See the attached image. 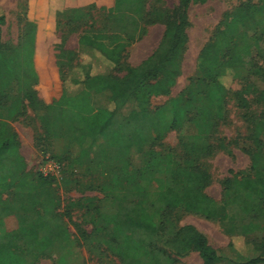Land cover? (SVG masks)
I'll list each match as a JSON object with an SVG mask.
<instances>
[{"label":"rangeland","instance_id":"rangeland-1","mask_svg":"<svg viewBox=\"0 0 264 264\" xmlns=\"http://www.w3.org/2000/svg\"><path fill=\"white\" fill-rule=\"evenodd\" d=\"M101 4L104 0H0V9L6 17L5 25L0 27L3 50L10 57L17 55L16 50L29 47L39 60L33 75L21 73L22 69L18 68L17 76L8 77L0 67V121L6 122L18 136L28 181H37L46 159H53L61 166L60 174L48 186L58 202L49 204L47 214L36 212L38 207L32 205L29 193L16 195L17 188L0 202V241L14 236L27 239L24 244L18 242L16 248L28 258L37 254L34 242H28L34 236L29 231L21 232V228H28L39 217L45 219L39 235L51 234L54 242L37 255L34 264H125L105 249L106 235L96 229L101 224L99 212L107 214L119 201L125 204L136 201L126 181L132 170H141L146 162L160 161L166 165L182 164L186 160L178 132H167L155 139L156 126L129 121V107L115 114L109 130L120 136L122 144L141 150L130 149L124 154L117 149L105 150V156L110 159L104 164L100 163L103 155L98 147L87 154L81 151L84 125L80 121L70 124L69 120L60 121L48 113L51 96H59L60 89L73 95L83 87L84 81L72 83L74 71L83 59L78 46L82 33L117 34L132 42L123 54L119 69L109 71L110 79L121 78L126 67H139L149 58L154 62L160 59L167 46L163 37L166 25L174 22L179 14V0H141L137 8L125 11L126 17L120 22L102 10ZM187 15L186 42L168 66L177 73L176 83L169 96L151 98L152 111L172 102L183 117V100L189 91L204 97L206 90L196 87L198 62L203 50L218 39L220 30L232 36L245 32L250 41L260 36L262 41L258 47L264 51V0L192 2ZM256 64L264 71V59L258 57ZM234 74L238 77L233 78ZM233 75L226 72L220 77L230 89L221 118H209L207 128L196 126L197 121L194 124L184 118L181 121L187 135L208 131H203L201 136H206L211 151L195 165L209 176L204 192L218 202L223 199L226 178L251 176L255 124L264 125V103L257 102V94L246 98L248 107H243L239 101L247 74L233 72ZM5 84L8 86L4 87ZM217 113L218 108L214 115ZM121 160H125L129 168L124 183L119 185L115 172ZM46 192L42 190L37 198L40 201L46 198ZM123 193L126 199H121ZM229 213L230 221L218 222L178 208L166 217L167 226L169 230L192 226L202 233L219 256L217 264H246L264 256V228L260 226L263 220L258 214L245 216L237 207ZM249 224L254 229L243 234L241 227ZM54 227L57 231L51 233ZM230 241L234 248L228 247ZM150 254L136 264H155L156 260L158 264H203L197 253L180 258L170 254L167 258L151 249ZM153 255L157 257L155 260Z\"/></svg>","mask_w":264,"mask_h":264},{"label":"trees","instance_id":"trees-1","mask_svg":"<svg viewBox=\"0 0 264 264\" xmlns=\"http://www.w3.org/2000/svg\"><path fill=\"white\" fill-rule=\"evenodd\" d=\"M206 1L179 0L177 19L167 24L164 31L163 37L167 46L160 59L154 62L149 58L139 67H126L121 78L110 79L109 71L119 69L122 57L132 42L117 34L91 31L82 33L78 46L83 59L74 71L76 74L72 83L76 85L84 81L83 87L73 95L60 89V95H52L47 107L48 113L60 121L67 119L70 124L80 121L84 125L80 136L81 151L87 154L92 148L98 147L103 155L100 163L103 164L110 159L105 156V150L117 149L123 154L130 149H134V152L141 150L134 148V145L122 144L120 136L109 130L115 114L123 107H129V121L155 125L158 130L155 139L171 131L180 134V146L186 157L182 164L146 162L141 170H132L126 181L130 183L136 201L131 204L119 201L107 214H98L101 224L96 229L106 235V240L103 241L105 249L125 264L144 261L151 255V249L167 258L170 254L180 258L197 253L203 264L218 263L216 250L194 227L168 229L166 217L178 208L206 219L226 222L232 219L229 213L231 209L237 207L245 216L258 214L263 220L260 226L264 228L263 123L255 124L251 176L226 178L223 181V199L220 202L204 192L209 176L195 165L198 159L211 151L206 136H201L203 131H208L200 130L196 134L187 135L181 127L183 118L187 123L194 124L197 121L199 124L196 126L205 125L207 128L209 118L222 117L221 111L230 92L229 87L220 81V77L226 72H232V75L233 72L247 74L245 88L239 94L243 107L249 106L246 98L250 94H257V102L264 103V71L256 64L258 57L264 59V51L258 47L261 37L254 36L255 41H250L245 32L232 36L227 31L223 32L224 29L220 30L218 39L203 50L198 62L196 87L206 90L204 97L189 91L187 98L183 100V117L172 102L153 111L150 109L151 98L169 96L176 83L177 73L168 66L186 42L190 4ZM140 2L141 0H104L100 8L113 19L122 22L126 17L125 11L137 8ZM5 21L6 17L0 9V27L5 25ZM3 49L0 38V67L6 76H17L18 68L22 69L21 73L29 75L37 72L39 60L32 48L16 50L17 55L10 57ZM237 77L233 75V78ZM64 82L65 80L63 84ZM87 82L89 83L86 84ZM6 86L8 85L5 84L4 87ZM216 108L218 113L215 116ZM250 119L252 121L253 118ZM20 146L17 134L6 122L0 121V202L6 194L17 188L19 191L16 195L24 192L32 195V205L38 207V214L46 213L49 204L58 202L56 194L48 187L56 178L40 175L36 182L28 181L24 174L26 165L19 152ZM121 162L115 172L119 185L124 183L129 168L125 160ZM42 190L47 191L44 195L46 198L40 201L37 196L42 195ZM126 198V194H121V199ZM45 224V219L39 217L28 228H21V232H32L34 239H28V242H34L36 255L28 258L23 251H18L17 243L24 244L27 239L14 236L13 239L0 241V264H34L38 259L37 255L45 252L54 242L51 234L39 235ZM56 229L57 227L52 228L51 233L57 231ZM253 229L250 224L244 225L241 232L251 233ZM228 247H235L232 241ZM152 257L154 260L157 258L154 255ZM157 261L155 264H158ZM246 264H264V256L252 259Z\"/></svg>","mask_w":264,"mask_h":264},{"label":"built area","instance_id":"built-area-1","mask_svg":"<svg viewBox=\"0 0 264 264\" xmlns=\"http://www.w3.org/2000/svg\"><path fill=\"white\" fill-rule=\"evenodd\" d=\"M61 166L53 159H46L41 167V175L43 177H58Z\"/></svg>","mask_w":264,"mask_h":264}]
</instances>
